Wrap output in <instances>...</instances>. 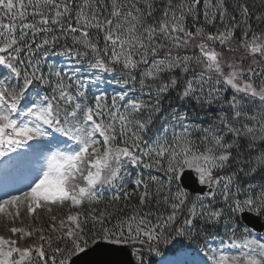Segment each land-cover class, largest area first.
I'll return each mask as SVG.
<instances>
[{"label":"snow or ice","instance_id":"obj_1","mask_svg":"<svg viewBox=\"0 0 264 264\" xmlns=\"http://www.w3.org/2000/svg\"><path fill=\"white\" fill-rule=\"evenodd\" d=\"M254 7L0 0V264H74L98 241L151 264L185 239L204 240L194 264H264ZM38 210L47 227L24 223Z\"/></svg>","mask_w":264,"mask_h":264},{"label":"water","instance_id":"obj_2","mask_svg":"<svg viewBox=\"0 0 264 264\" xmlns=\"http://www.w3.org/2000/svg\"><path fill=\"white\" fill-rule=\"evenodd\" d=\"M195 180V176L192 177ZM189 189L196 187V184H188ZM257 231H263L264 221L260 217L255 221ZM134 257L130 255V249L126 246H110L107 242H97L93 247L74 257V264H134Z\"/></svg>","mask_w":264,"mask_h":264},{"label":"trees","instance_id":"obj_3","mask_svg":"<svg viewBox=\"0 0 264 264\" xmlns=\"http://www.w3.org/2000/svg\"><path fill=\"white\" fill-rule=\"evenodd\" d=\"M247 2L249 3V5L255 6L254 8H252L253 12L264 11V0H247ZM261 27L264 28V26H261ZM109 195H110V193H109ZM133 203H135V201H133ZM66 212H67L66 208L65 209H55L53 214H56L58 216H63L66 214ZM262 219L264 220V217H262ZM23 220H24L25 224L32 222L34 224L39 223L40 225L47 227V225H48V214L44 215L42 213H39V220L38 221H36V220L30 221V218L27 215L25 217H23ZM19 224H20V221H17V225H19ZM91 244H93V243L90 242L88 246H90ZM203 244H204L203 239L192 240V241H188L185 239L182 242L176 243V244H172V243L162 244L160 246V249H159V253H160L159 255H157L156 253H153L151 256H146L145 260L150 261L151 264H156L162 255L174 254L177 252L176 249L182 247V245H188V248H193V249L199 250L201 247H203Z\"/></svg>","mask_w":264,"mask_h":264},{"label":"rangeland","instance_id":"obj_4","mask_svg":"<svg viewBox=\"0 0 264 264\" xmlns=\"http://www.w3.org/2000/svg\"><path fill=\"white\" fill-rule=\"evenodd\" d=\"M7 159V158H4ZM39 213L47 215L43 210H38ZM26 215H24L25 217ZM256 235L257 232L253 231ZM0 234L7 235L6 231L0 227ZM262 235H264L262 233ZM198 254V255H195ZM203 254L201 252H191L186 251L183 252L182 255H174V256H164L162 257L157 264H183L184 262L188 261V263L194 264L196 260L202 258Z\"/></svg>","mask_w":264,"mask_h":264}]
</instances>
